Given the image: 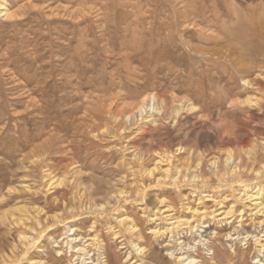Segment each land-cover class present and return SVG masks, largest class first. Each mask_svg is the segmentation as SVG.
Wrapping results in <instances>:
<instances>
[{"label": "rangeland", "instance_id": "374dc122", "mask_svg": "<svg viewBox=\"0 0 264 264\" xmlns=\"http://www.w3.org/2000/svg\"><path fill=\"white\" fill-rule=\"evenodd\" d=\"M0 2V260L27 231L36 248L16 249L9 263L77 264L64 244L76 233L79 246L99 234L116 264H168L177 240L205 264H264L253 236L264 244V214L238 198L243 184H264V0ZM149 97L157 109L141 115ZM156 150L171 152L168 179L154 178L169 167ZM186 203L216 212L202 220ZM166 214L199 226L150 232L167 228ZM94 248L82 258L105 264Z\"/></svg>", "mask_w": 264, "mask_h": 264}, {"label": "bare ground", "instance_id": "6f19581e", "mask_svg": "<svg viewBox=\"0 0 264 264\" xmlns=\"http://www.w3.org/2000/svg\"><path fill=\"white\" fill-rule=\"evenodd\" d=\"M0 7L2 8V11H1V13L3 12V14L4 15H6V14H8V8L4 5V3L2 4L1 2H0ZM237 41V40H236ZM230 46V45H229ZM236 47V46H235ZM229 50V49H228ZM233 57V56H232ZM150 99H152V101H154L155 99L154 98H144V99H142V101L138 104V106H137V112L139 111L140 113H141V115L143 114V112H147V108L149 107V105H150V107L151 108H154V109H157L156 108V106H155V104H151V102H146L147 100L148 101H150ZM27 102V101H26ZM162 114V113H161ZM145 115V114H144ZM135 116V115H134ZM139 116H140V114H139ZM151 116V115H150ZM127 118H131V114H129L128 116H127ZM140 118V117H139ZM142 119V118H141ZM124 131V130H123ZM140 143V142H139ZM137 149V148H136ZM177 149H183V147H178ZM157 151V150H156ZM155 154H158V155H160V162L161 161H166V162H168V164H169V162L171 161L169 158H170V154H171V152L169 151L168 153H166V152H161V151H157V153H155ZM258 154V153H257ZM248 158V157H247ZM256 158V157H255ZM238 159H239V157H238ZM225 161H226V163L228 164V165H230V164H232V166H233V169H232V171H234L235 169H237V158H236V155H235V152L233 153V150L232 149H228L227 150V155H226V157H225ZM242 161V160H241ZM210 163V162H209ZM198 164H201L200 162L198 163ZM212 164L214 165V166H218V164L216 163V161H213L212 162ZM156 166V165H155ZM158 166V165H157ZM159 167V166H158ZM262 167H264V162H263V164H262ZM160 168V167H159ZM159 168H158V171H159ZM171 166H170V164H169V167H167V168H165L164 170H161V176L160 175H157V176H159V177H156V175H154V173H155V170H157V167H152V168H149V169H145V172L147 173V175H149V177H151V176H155L154 178H157L156 180H160V179H162V178H164V179H168V177L170 176V173H171ZM239 170V169H238ZM257 170V169H256ZM157 171V172H158ZM175 171V170H174ZM231 171V170H230ZM229 171V172H230ZM50 173V172H49ZM239 173V172H238ZM256 173L257 174H259V171H256ZM178 174V173H177ZM47 175V174H46ZM54 176V175H53ZM192 176V175H191ZM190 176V177H191ZM59 177V176H58ZM54 178L53 179V181H52V183H50V185H52V184H54L55 182H60L61 181V177H59V178ZM173 177V179L174 180H177L178 179V177L179 176H177V175H174V176H172ZM192 177H196L195 175H193ZM226 177V176H225ZM52 179V178H51ZM63 179H64V177H63ZM221 180V179H220ZM50 181V180H49ZM62 183V182H61ZM60 184V183H59ZM59 184H57V185H59ZM173 185V184H172ZM256 186V191H253V190H251V186H250V184H243L242 185V187H243V190L239 193L240 194V196H238V198L239 199H241V201H243L244 203H246V202H248L249 204H251V205H247V207H248V209H250V211H254L255 209H257L255 212H261L262 214H264V197H262V194L264 193V184L263 185H255ZM124 192L123 191H120L119 192V194H123ZM243 196V197H242ZM86 194H85V191H83L82 193H81V198H83V199H86ZM205 197V196H204ZM207 197V196H206ZM210 198V197H209ZM202 199H204V198H202ZM214 200H215V198H213ZM80 200H82V199H80ZM108 200V199H107ZM200 200H201V198H200ZM207 200V199H206ZM165 201V199L163 200V199H161V200H159L158 202H160V203H163ZM82 202V201H81ZM106 202V201H105ZM216 202V201H215ZM219 202H221V201H219ZM83 203V202H82ZM85 203V202H84ZM87 203H90V205L92 206V201H90V198H88L87 199ZM87 203H86V206H87ZM84 205V204H83ZM220 205V204H219ZM80 206H82V205H80ZM94 206H96V204H95V202H94ZM102 206H103V204H102ZM102 206L100 207V205H99V207L100 208H102ZM83 207V206H82ZM97 207V206H96ZM98 207V208H99ZM106 207V206H105ZM91 208V207H90ZM209 207H203L202 209H200V208H198V207H190L189 205H187V203H186V205H185V210L187 211V213H190L193 217L194 216H199L200 217V219H202L204 216H206V215H212V217H213V214L216 212V210H214V209H212V210H210V209H208ZM227 208V207H226ZM160 209V208H159ZM170 209V208H169ZM236 209V208H235ZM28 210V209H27ZM72 210V209H71ZM172 210V209H171ZM238 210V209H237ZM75 211V210H74ZM159 211V210H158ZM166 211V210H165ZM165 211H161L162 212V214H164L165 213ZM175 211H176V209H175ZM243 211V210H242ZM39 212V211H38ZM221 212V211H220ZM28 213V212H27ZM219 213V212H218ZM232 213H235L234 212V205L233 204H231V206L230 207H228V209H227V211L225 212V215H230V214H232ZM260 213V214H261ZM151 214V213H150ZM219 215V214H218ZM241 215V214H240ZM34 216V215H33ZM58 216V215H57ZM154 216H155V214H154ZM161 216H163V215H161ZM216 216H217V214H216ZM36 217V216H35ZM34 218V217H33ZM55 218V217H54ZM59 218V217H58ZM57 218V219H58ZM162 218V217H161ZM224 218V217H223ZM116 219L118 220L117 222L119 223V225H121V227L126 231V232H128V233H130L131 235H137L138 236V238H142L143 237V235H144V232L142 231V228H140L136 223H135V221H134V219H132L131 217H129V216H126V215H120V216H118V217H116ZM152 220H154L155 218H151ZM162 219H164L166 222H167V228L166 229H163L162 228V226L161 227H155V228H152L151 230H150V232H152L153 234L155 233V234H158V233H161V232H165V230L166 231H170V233H171V231L173 230V229H178V228H181L182 226H184V225H189V228L192 230H195V228L196 227H198L199 225H190V223H191V219H189V218H185V217H179V216H175L174 214H166V215H164V217L162 218ZM13 220H16V219H14L13 218ZM21 220V219H20ZM203 220V219H202ZM149 221H151V220H149ZM43 222V221H42ZM227 222V221H226ZM36 223H38V225L40 226V224H41V222L40 221H38V222H36ZM37 225V224H36ZM37 225V226H38ZM72 226V225H71ZM67 227L68 228V230H66V231H68V232H71V231H74V232H76V229H74V228H72V227ZM166 226V225H165ZM28 227V226H27ZM92 227V226H91ZM144 227V226H143ZM201 227H202V225H201ZM66 228V229H67ZM29 229V228H28ZM197 229H199V228H197ZM34 230V229H33ZM110 230L113 232V235H114V238H117L118 237V232L117 231H114L115 229H113L112 227H110ZM119 231H121V230H119ZM176 231V230H175ZM201 231V230H200ZM125 233V232H124ZM180 233V232H179ZM44 234V233H43ZM43 234H41L40 235V237L42 238V236H43ZM67 234V233H66ZM72 235H73V237H70V236H72V235H67L66 237H64V239L66 238L67 240L64 242V244H66L67 245V248L70 250V252H73L74 254L73 255H75V252H77L78 254H79V259H80V257H81V259H82V261H80V262H82V264H99V263H97L96 262V260H94L93 258H92V256L91 257H87V258H82L83 256L85 257L86 255H89V253L91 252V251H89L88 250V247L90 246H94L95 248V250H97L98 252H100V254H98L99 256L101 255V257L103 256V258L105 259L104 260V263L105 264H116V263H118L117 261H118V258H117V256H115V254L114 253H112L111 252V249H110V247H108L107 245H105V241L103 242V240H100L99 239V234L97 235V233H96V235L97 236H93V238L91 239L92 240V242H90V243H84L82 246L80 245H76V243L77 242H80V240H84V238H81V236H79L78 234L76 235V233H71ZM228 234V233H227ZM76 235V236H75ZM249 236V235H248ZM254 236V240H255V242L258 244V246H260V248H259V251H262L263 249H264V244L262 243V239L260 238V237H258V235H253ZM18 240H19V242H20V246H22V248H20V249H22L21 251H22V255H26L27 253H28V251H29V249H30V247L31 246H33V245H35L36 243H37V241L39 240H36L31 234H29V232H27V231H20L19 233H18ZM177 237V236H176ZM229 237H231V236H229ZM251 237H252V235H251ZM40 238V239H41ZM234 238V237H233ZM63 239V238H62ZM225 239V238H224ZM58 241V240H57ZM56 241V242H57ZM99 241V242H98ZM97 242V243H96ZM138 242V241H137ZM137 242H133V244L132 245H134V247H135V250L137 251V253L138 254H140V255H142V256H144V255H146V253H147V247H145V246H143L142 244H140V243H137ZM40 242H38V244H39ZM177 243H180V249L182 250V251H180L179 253H174L173 251H167V255L169 256V259H167V262H168V264H173V263H178V264H205L202 260H200L199 259V257H196V256H193V255H191V254H188V253H186L185 251H184V249L186 248V246H188L187 247V249H190V248H194V247H191L190 246V244L188 245L187 243H185L184 241H181V240H177ZM198 243H199V241H198ZM18 244V243H17ZM78 244V243H77ZM80 244V243H79ZM195 244V243H194ZM56 245V244H55ZM13 246V245H12ZM64 246V245H63ZM33 247H35V246H33ZM39 247V246H38ZM18 248L19 247H17V245L16 244H14V246L12 247V249L10 248V250H11V253L12 254H14L13 256L10 254V253H5V252H3V255L4 256H2L1 258H2V260H0V261H2V264H11V263H9V261L10 260H12V257H15V250L17 249L18 250ZM36 248V247H35ZM19 249V250H20ZM40 249V248H39ZM38 249V250H39ZM18 250V251H19ZM64 250V249H63ZM68 250V251H69ZM94 250V251H95ZM177 250V249H176ZM31 251V250H30ZM233 251V250H232ZM58 253V256H62V254H63V251L61 250V249H59L58 251H57ZM96 252V251H95ZM18 253V252H17ZM91 254V253H90ZM28 255V254H27ZM66 255V254H65ZM64 255V256H65ZM72 255V256H73ZM93 255V254H92ZM96 255V254H95ZM130 253L128 254V257L126 256V258H129L130 257ZM198 255V254H197ZM232 255H234L233 253H232ZM18 256V255H17ZM16 256V257H17ZM94 256V255H93ZM21 257V256H20ZM101 257H100V259H101ZM148 257L150 258V259H159L161 256L160 255H158L156 252H154V251H151L150 252V254L148 255ZM18 258V257H17ZM26 258V257H25ZM72 258V257H71ZM77 258V257H76ZM98 258V257H97ZM80 259V260H81ZM88 259H90V260H88ZM95 259H96V257H95ZM165 259V258H164ZM173 259V260H172ZM18 260V259H17ZM19 260H20V258H19ZM22 260V259H21ZM20 260V261H21ZM42 260V259H41ZM63 260V259H62ZM70 260V259H69ZM73 260V259H72ZM86 260H88V262H86ZM98 260V259H97ZM103 260V259H102ZM163 260V259H162ZM13 261V260H12ZM68 261V260H67ZM76 261V260H75ZM258 261H260V260H258ZM18 262V261H17ZM49 262V261H48ZM59 262V261H58ZM79 262V260H78V263L77 264H79L80 263ZM99 262V261H98ZM135 261H133V263H134ZM40 263V262H39ZM43 263V262H42ZM46 264H51V263H47V262H45ZM17 264V263H16ZM44 264V263H43ZM71 264V263H70Z\"/></svg>", "mask_w": 264, "mask_h": 264}]
</instances>
